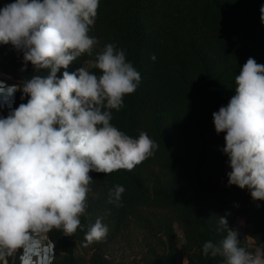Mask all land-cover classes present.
<instances>
[{
  "label": "trees",
  "instance_id": "16d2710c",
  "mask_svg": "<svg viewBox=\"0 0 264 264\" xmlns=\"http://www.w3.org/2000/svg\"><path fill=\"white\" fill-rule=\"evenodd\" d=\"M11 2L0 0V8ZM262 5L264 0H100L89 32L99 41L96 51L116 45L141 75L123 107L112 110L111 123L133 138L146 132L158 148L132 171L90 173L82 228L71 236L48 233L54 264H223L202 252L206 241L218 243L226 235L217 231L223 216L233 229L244 218L241 246L264 248V201L228 185L226 133L217 134L212 116L236 94L235 77L247 59L264 64ZM93 59L84 54L67 71L88 67ZM22 67L23 54L0 44V75L9 82L47 75L34 73L30 63ZM21 95L17 107L27 102ZM117 184L125 188L119 207L108 203ZM97 218L108 234L85 246L88 225ZM125 246L138 249V260L119 253ZM21 252L9 264H20Z\"/></svg>",
  "mask_w": 264,
  "mask_h": 264
},
{
  "label": "clouds",
  "instance_id": "9594fccd",
  "mask_svg": "<svg viewBox=\"0 0 264 264\" xmlns=\"http://www.w3.org/2000/svg\"><path fill=\"white\" fill-rule=\"evenodd\" d=\"M99 6L100 0H14L0 8V44L23 54L22 71L29 63L34 73L47 71L18 84L0 75V264L19 250L20 264H54L48 233L71 236L82 228L90 173L132 171L158 148L146 132L133 138L111 123L112 110L123 107L141 75L116 45L96 51L99 41L89 32ZM260 13L264 23V5ZM84 54L94 55L88 67L67 71ZM235 86L227 106L212 114L217 134L226 133L228 185L264 201V64L249 57ZM18 91L28 99L17 107ZM124 192L119 184L110 188L108 203L121 206ZM108 231L97 218L88 225L85 246L103 241ZM217 231L226 235L218 243L206 241L204 256L223 264H264V248L241 246L226 216L218 218Z\"/></svg>",
  "mask_w": 264,
  "mask_h": 264
},
{
  "label": "rangeland",
  "instance_id": "374dc122",
  "mask_svg": "<svg viewBox=\"0 0 264 264\" xmlns=\"http://www.w3.org/2000/svg\"><path fill=\"white\" fill-rule=\"evenodd\" d=\"M239 233H243L244 231V218L238 217L237 222L234 226ZM119 253H125V256L129 257L131 260H138L139 258V251L138 249H131L130 247L127 248L126 246L123 249H119Z\"/></svg>",
  "mask_w": 264,
  "mask_h": 264
}]
</instances>
